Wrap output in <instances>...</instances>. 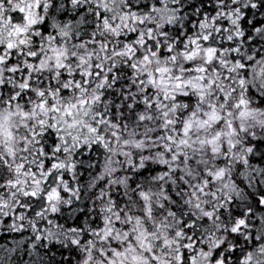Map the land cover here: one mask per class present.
Listing matches in <instances>:
<instances>
[{
	"label": "snow or ice",
	"instance_id": "6c2138e0",
	"mask_svg": "<svg viewBox=\"0 0 264 264\" xmlns=\"http://www.w3.org/2000/svg\"><path fill=\"white\" fill-rule=\"evenodd\" d=\"M0 264H264V0H0Z\"/></svg>",
	"mask_w": 264,
	"mask_h": 264
}]
</instances>
